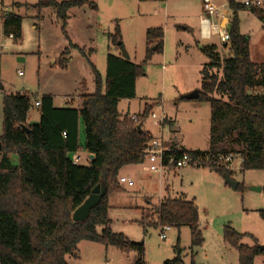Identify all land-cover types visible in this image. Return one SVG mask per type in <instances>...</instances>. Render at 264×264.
I'll return each instance as SVG.
<instances>
[{
  "label": "trees",
  "instance_id": "obj_1",
  "mask_svg": "<svg viewBox=\"0 0 264 264\" xmlns=\"http://www.w3.org/2000/svg\"><path fill=\"white\" fill-rule=\"evenodd\" d=\"M229 2L233 17L228 27L230 41L224 47L229 49L230 56L222 58L215 45L201 48L209 63L201 70L197 101L210 105V148L189 151L175 143L170 146L176 152H186L194 160H200L202 168L231 178L233 173L219 162L220 156L239 155L242 172L264 171V64L252 61L250 39L240 31L238 12L243 5L234 0ZM87 5L93 4L90 0H38L35 7L39 12L53 9L66 34L69 11ZM20 23L19 16L5 15V34L16 40ZM108 39L120 52L107 55L105 77L91 64L95 91L83 94L78 108L56 107L52 95L35 99L40 102L37 124H27L29 111L34 106L31 96L4 93L0 78V91L3 92L0 264H68L67 257L73 256L83 241L135 253L136 263L144 264V243L132 242L125 235L112 231L108 197L122 191L119 178L123 168L141 166L144 151L152 139L149 133L137 130L141 123L119 112L118 102L136 97V82L145 74L144 64L154 53L164 50V31L162 28L147 30L143 64L130 60L118 25ZM76 48L84 54L83 49ZM153 109L154 106L145 105L141 118L146 119ZM80 123L85 129L83 149L94 156L86 166L72 162L73 156L82 149ZM236 147L241 148L240 151ZM12 155L17 157L18 165L12 164ZM97 186L105 187L106 195L86 221L74 222L73 213ZM241 189L238 185L237 190ZM258 213L264 221V207ZM199 221L195 202L169 198L160 202L151 215L143 214L140 224L145 229L148 225L178 230L188 227L192 247H196L204 242ZM99 226L102 227L100 233ZM245 236L247 234L237 232L230 225L224 227L223 239L237 250L239 264H254L256 257H264V250L255 238L254 246L243 245L241 241ZM175 252L176 257L164 264H184L179 240ZM191 264H196L193 259Z\"/></svg>",
  "mask_w": 264,
  "mask_h": 264
},
{
  "label": "rangeland",
  "instance_id": "obj_2",
  "mask_svg": "<svg viewBox=\"0 0 264 264\" xmlns=\"http://www.w3.org/2000/svg\"><path fill=\"white\" fill-rule=\"evenodd\" d=\"M90 2L92 6L69 11L65 34L53 9L45 8L41 12L36 9L38 0H0V78L4 93L27 94L33 105L35 99L44 95L54 96L57 107H67L66 100L72 105L79 104L83 94L95 91L91 64L105 77L108 53L117 55L120 52L108 39L117 25L124 49L137 64H143L146 59L147 30L162 28L163 52L154 53L144 64L145 74L136 82V97L120 100L118 110L124 116H137L141 123L140 115L145 105L154 106L153 113L145 120L146 130L157 137L163 136L169 144L172 141L183 143L192 149L189 151H207L210 148V105L184 98L201 88V70L209 63L201 52L202 47L215 45L222 58L230 55L218 37L201 39L202 0ZM17 4L21 6L16 7ZM229 12L231 21L233 13L231 9ZM8 14L21 18L16 40L3 29V17ZM238 16L241 33L250 39L252 61L264 64V12L242 6ZM76 46L83 49L84 54ZM19 72L23 75L19 76ZM161 115L170 118L173 125H166L165 119L164 127H157L154 118ZM38 116L39 109L33 106L29 120L34 123ZM2 134L3 92L0 91V136ZM78 154L81 156L79 165H88L83 147ZM228 169L233 173L231 179L242 186L241 190H233L225 177L209 168L176 169L162 177V173H143L141 166L127 167L123 174L131 175L132 178L126 177L133 180L135 186H125L126 192L109 195L108 216L112 231L125 235L132 242L144 243V264H164L173 260L178 240L184 264H191L192 259L196 264H239L238 252L224 241L223 230L230 225L237 232L247 234L241 241L243 245L254 246L255 238L258 245L264 247V221L258 213L264 207V171L242 172L239 155H234ZM253 187H260L262 191H253ZM168 194L171 198L193 201L198 206L199 229L204 239L201 246L192 247L188 227L171 228L167 238L162 240L161 227L148 225L145 229L139 223L140 208H144V216L151 215ZM97 230L100 233L102 227ZM76 254L78 259H71L69 264H136L137 260L135 253L88 241L78 245ZM254 264H264V257H256Z\"/></svg>",
  "mask_w": 264,
  "mask_h": 264
},
{
  "label": "built area",
  "instance_id": "obj_3",
  "mask_svg": "<svg viewBox=\"0 0 264 264\" xmlns=\"http://www.w3.org/2000/svg\"><path fill=\"white\" fill-rule=\"evenodd\" d=\"M241 4L252 10L259 9L264 12V1L262 0H243ZM229 7V2L219 4L215 0H202V15L200 17L202 40H209L211 37L215 36L218 37L223 44L230 41V34L228 31L230 24ZM18 74L19 76L23 75L21 72ZM34 107H40V102H35ZM152 113L153 112L150 114ZM131 119L140 123L137 116H131ZM164 120L165 117L163 115L155 117L154 124L157 127H162V125H164ZM63 136L66 137V134L64 133ZM233 158L234 155L220 156L218 160L228 168ZM80 161L81 157L75 154L72 158L73 165H79ZM141 166L148 172L163 174L164 172H170L176 169L189 167L199 168L202 166V163L200 160H194L189 153L174 151L170 144L166 143L163 138H152L144 151ZM119 183L129 187L135 184L133 180L127 177H120ZM170 230L171 227L169 226H164L162 228V233L160 235L162 240L167 238V232Z\"/></svg>",
  "mask_w": 264,
  "mask_h": 264
},
{
  "label": "water",
  "instance_id": "obj_4",
  "mask_svg": "<svg viewBox=\"0 0 264 264\" xmlns=\"http://www.w3.org/2000/svg\"><path fill=\"white\" fill-rule=\"evenodd\" d=\"M156 50V47L153 48V51ZM199 98V90H196L185 97L188 101L197 100ZM23 129L29 133V130L26 126H23ZM138 131L142 130L141 125L137 127ZM94 158L93 155H90V160ZM226 183L231 186L233 190L238 189V183L234 182L230 176L225 175ZM251 190L261 192L262 188L253 187ZM107 191L105 187L97 186L90 196L85 200V202L73 213L72 219L74 222H84L88 219L90 212L101 202L102 198L106 195ZM261 250H264V247L260 246Z\"/></svg>",
  "mask_w": 264,
  "mask_h": 264
},
{
  "label": "crops",
  "instance_id": "obj_5",
  "mask_svg": "<svg viewBox=\"0 0 264 264\" xmlns=\"http://www.w3.org/2000/svg\"><path fill=\"white\" fill-rule=\"evenodd\" d=\"M234 1H236V2H238V3H241L242 1H240V0H234ZM227 2H229V0H227ZM230 3V2H229ZM110 53H111V51H110ZM109 54V53H108ZM118 55V54H117ZM186 101H188V100H186ZM193 101H195V100H193ZM66 102V104L68 105V106H70V107H76V108H78L79 106H80V104H75V105H72L71 104V102H70V100H66L65 101ZM120 102V101H119ZM119 102H118V105H119ZM54 105H55V98H54ZM56 106V105H55ZM57 107V106H56ZM60 108H62V107H60ZM143 111H144V109H143ZM153 112V111H152ZM133 116H135V115H133ZM164 117H165V115H164ZM147 119V118H146ZM146 119H143V121L141 122V127H142V130H144L145 132H147V133H149L150 135H151V137L152 138H163V136H160V137H157V135H154L152 132H150V131H148V130H146L145 128H144V124H145V120ZM165 119H167L166 121H167V124L166 125H169V126H171V125H173V121L170 119V118H168V117H165ZM39 121H40V113H39V116L36 118V119H34L33 120V122L34 123H32L30 120H29V117L27 118V124H29V125H32V124H37V123H39ZM165 125V126H166ZM164 127V125L162 126V128ZM84 132H85V129H84V125H83V123H80V143H81V145L82 144H84L85 142H84ZM164 140V139H163ZM165 141V140H164ZM166 143H168L167 141H165ZM172 143H175V144H177L178 146H179V148H182V149H188L186 146H184L183 145V143H178L177 141H172ZM83 147V146H82ZM82 150V149H81ZM84 150V149H83ZM188 150H192V149H188ZM79 153V152H78ZM77 153V155L78 156H80L79 154ZM86 154H87V159L89 160L90 159V155L86 152ZM81 157V156H80ZM10 159H11V162H12V164L13 165H18V163L16 164V161H17V158H16V156L15 155H12L11 157H10ZM15 163V164H14ZM127 167H130V166H127ZM127 167H125V168H123L122 169V171H121V177H126V176H130L131 177V175H126V174H123V172H124V169H126ZM141 168H142V172L143 173H145V174H148V175H150V174H152V175H154V174H156V173H151V172H148V171H146L144 168H143V166H141ZM169 173H171V171L170 172H164L163 173V176L162 177H164L165 175H169ZM151 177V176H150ZM132 178V177H131ZM125 186L126 185H121V188H122V191L123 192H126V188H125ZM134 186H135V184L133 185V186H131V187H129V186H127L128 188H134ZM166 191H167V193L169 192V190L168 189H166ZM175 199V198H171V197H169V194H168V196L167 197H164V199H162V200H166V199ZM160 202H162V201H160ZM149 204V203H148ZM141 209V219L139 220V223L141 222V220H142V218H143V211H144V208H140ZM71 259H75V260H77L78 259V256H77V254L75 253L73 256H71V257H67V262H68V264H69V261L71 260ZM137 264V263H136Z\"/></svg>",
  "mask_w": 264,
  "mask_h": 264
}]
</instances>
